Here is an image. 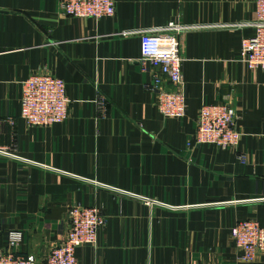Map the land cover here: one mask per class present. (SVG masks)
I'll use <instances>...</instances> for the list:
<instances>
[{
    "label": "crops",
    "instance_id": "obj_1",
    "mask_svg": "<svg viewBox=\"0 0 264 264\" xmlns=\"http://www.w3.org/2000/svg\"><path fill=\"white\" fill-rule=\"evenodd\" d=\"M255 2L116 0L115 16L98 21L64 16L59 0H0V251L22 231L17 251L41 263L81 206L107 225L77 250L80 264H264V253L240 263L231 235L241 221L264 228V71L241 60ZM171 23L184 58L179 120L158 109L138 34ZM35 73L65 81L66 122L32 128L20 117ZM227 101L239 147L198 145L201 108Z\"/></svg>",
    "mask_w": 264,
    "mask_h": 264
},
{
    "label": "built area",
    "instance_id": "obj_2",
    "mask_svg": "<svg viewBox=\"0 0 264 264\" xmlns=\"http://www.w3.org/2000/svg\"><path fill=\"white\" fill-rule=\"evenodd\" d=\"M61 13L70 18L103 20L116 14V0H59ZM252 37L244 39L241 60L252 70L264 71V0L255 2ZM180 27L171 23L162 31H142L144 70L152 67L149 87L157 93L158 109L166 119H183L187 115L184 94L183 62ZM71 100L64 80L48 73H35L22 83L20 117L32 128H47L69 119ZM10 122L12 118H9ZM234 103L204 105L198 115L195 140L198 145L220 149H236L243 135L238 129ZM247 164L245 154L238 158ZM69 231L61 244L53 248L41 263L34 256L17 251L24 242L22 231L8 234V247L0 251V264H80L79 248L93 246L107 225V218L96 208L76 206L68 215ZM240 263H252L264 253V228L259 222H238L231 232Z\"/></svg>",
    "mask_w": 264,
    "mask_h": 264
},
{
    "label": "water",
    "instance_id": "obj_3",
    "mask_svg": "<svg viewBox=\"0 0 264 264\" xmlns=\"http://www.w3.org/2000/svg\"><path fill=\"white\" fill-rule=\"evenodd\" d=\"M110 190H113V189H110ZM145 200V199H144ZM149 202H151V201H149Z\"/></svg>",
    "mask_w": 264,
    "mask_h": 264
}]
</instances>
